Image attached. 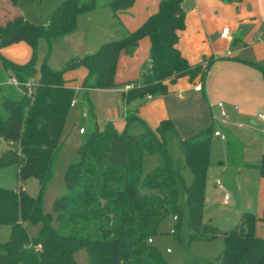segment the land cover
<instances>
[{"label":"trees","instance_id":"1","mask_svg":"<svg viewBox=\"0 0 264 264\" xmlns=\"http://www.w3.org/2000/svg\"><path fill=\"white\" fill-rule=\"evenodd\" d=\"M14 5L33 0H10ZM136 0H110L114 12L127 10ZM184 0H163L156 13L136 30L101 45L95 52L71 60L61 69L48 64L54 42L76 30L81 14L97 8V0H64L36 24L19 15L0 25V47L19 42L33 49L32 58L14 63L1 56L5 71H12L25 83L36 78L32 94L4 96L0 109V137L9 145L0 158V168L15 165L18 178H36L39 191L31 195L0 187V224L11 226L10 240L0 244V264H79L84 251L87 264H169L149 239L159 233L161 222L177 216L174 232L188 211L190 239L211 240L217 231L204 221L207 181L211 165L212 137L215 126L181 138L183 161L174 162L167 136L176 133L174 123L163 120L156 129L146 127L140 134L120 131L108 122L97 123L85 132L77 148L78 158L64 173L65 192L45 208V195L54 177L56 158L62 151V133L72 110L76 89L64 77L79 66L88 68L83 87L112 88L118 59L133 53L144 37L151 39L150 62L144 66L142 84L123 92L127 104L146 96L165 95L170 84L181 77L204 80L210 61L190 64L178 48L179 33L185 28ZM48 50L37 68L40 41ZM7 81L4 80L3 82ZM2 84V80H0ZM137 118L133 111L126 117V128ZM161 154L163 161L143 177L144 153ZM188 167L193 181L187 185L182 169ZM251 167L264 174V156ZM264 220L246 212L240 223L224 234L225 247L215 261L200 264H264V238L256 234V222Z\"/></svg>","mask_w":264,"mask_h":264},{"label":"crops","instance_id":"2","mask_svg":"<svg viewBox=\"0 0 264 264\" xmlns=\"http://www.w3.org/2000/svg\"><path fill=\"white\" fill-rule=\"evenodd\" d=\"M109 1L105 4L108 5ZM162 1L136 0L132 7L118 12H114L108 6L107 26L98 32L94 40L87 38L84 27L88 24L87 20L98 13L97 9L92 10L87 18H83L85 13L81 14L76 30L64 36L62 40L63 43L72 41L76 45L63 67L65 68L72 59L95 52L104 43L136 30L150 15L158 11ZM1 6L0 25L23 15L20 5L16 6L10 0H1ZM183 7L185 28L179 33L180 39L177 46L190 64L202 62L207 64L211 60L204 80L197 78L191 81L188 77H181L170 84L169 93L151 98L148 95L143 100H135L127 104L123 98V92L127 91L125 86L142 80L144 66L151 59V39L144 37L133 53L124 52L120 55L115 86L93 88L92 93L102 90L110 93L112 97L118 94L116 102L125 106V116L127 117L129 111H133L144 125L153 129H156L163 120H171L182 139L193 136L211 125L215 126L218 123L215 117L220 115L217 104L222 102L229 112V117L227 123L220 125L230 124L239 129H247L251 135L264 137V120L259 118V114L264 112V0H184ZM83 19H85L84 22L87 21L85 26L82 24ZM225 28L230 29L228 39L220 36ZM32 51V47L26 42L0 47L1 56L18 64L28 62L32 58ZM50 58L51 54L48 64ZM40 65L38 64L37 68ZM49 66L61 70L50 64ZM2 69L0 68V72ZM88 72V68L79 66L66 71L64 77L76 90L78 86L85 89L82 83L88 76ZM5 73L7 77L2 79L0 84L1 100L4 96H12L11 91L15 89L14 86L7 85L6 81L3 82L14 74L12 71H5ZM198 84L202 85L201 91L195 88ZM87 94L89 97L91 93ZM89 101L90 105H87L86 102L79 100L75 108L89 107L87 108L89 116L92 115L95 120L91 122V125L94 122L99 125L95 115V104L91 98ZM129 106L133 108L129 109ZM125 121L117 124L112 119L110 123L122 131L125 129L123 124ZM237 123L244 125L240 127ZM222 130L226 134L225 140L234 135L224 128ZM0 139L4 140L1 137ZM239 143L236 145L244 150L248 148L241 139ZM7 146L8 149V143ZM245 163L248 168L258 170L251 167L256 163Z\"/></svg>","mask_w":264,"mask_h":264},{"label":"rangeland","instance_id":"3","mask_svg":"<svg viewBox=\"0 0 264 264\" xmlns=\"http://www.w3.org/2000/svg\"><path fill=\"white\" fill-rule=\"evenodd\" d=\"M107 1L97 0L98 6L96 9L98 13H95L90 20L86 19L88 21L87 25V21L84 22L85 19L82 21V24L86 25L84 31L89 40H94L98 32H101L107 26L106 12L109 8V5L105 4ZM62 2L63 0H33L31 3L20 4V8L23 11V15L33 23L45 24L49 14ZM90 12L85 13L83 18H87ZM63 38H59L54 42L49 60L50 65L60 69L64 68L63 66L70 58L72 49L74 50V47H76L72 41L63 43ZM47 50V42L41 40L37 65L42 63ZM3 64L0 55V68H3L0 72V80L7 77ZM142 82L143 78L140 82H132V85H140ZM21 92V90L13 88L11 95L17 97ZM87 93H91L89 97ZM76 95L79 100L86 102L87 105H90L89 99H92L95 104V115L100 125L98 126L101 127L100 129L112 119L117 124L126 120L125 106L116 102L118 94L115 95L116 97H112L110 93L102 90H96L92 93L91 89L87 92L86 89H81L78 86ZM1 101L0 97V109L3 110ZM87 108L89 107L79 106L78 109L73 108L63 130L62 151L56 158L54 177L45 195V208L49 211L52 210L54 199L65 192L63 178L67 166L78 158L77 148L83 143L85 136V134L81 135L79 133L80 125H85L87 131H89L91 122L94 120L92 115L83 118L82 114L88 110ZM132 108V106H129V109ZM123 124L130 134L143 133L148 127L138 118H134L127 128V121ZM215 128H224L227 132L234 134L227 140L221 137H212V164L207 181V200L203 218L207 224L211 225V231H217L216 237L211 240L190 239L187 205L182 194L180 205L184 210V215L180 227L175 233H172L171 230L175 228L176 220L172 216H168L161 222L159 233L153 240L154 245L162 251L169 264H200L199 260L215 261L224 250V234L240 223L244 213H253L258 218H261L264 214V174L259 170L248 168L245 163H257L262 158L264 155V137L251 135L247 132V129H239L230 124L220 125L217 123ZM237 137L248 148L244 150L239 145H236V143L240 144ZM167 141L174 162L177 164V162L183 161L181 137L178 134V130L176 133H169ZM7 147V143L0 139V158L6 152ZM162 161L163 157L161 154L145 152L143 157V177L153 171ZM182 175L187 185L192 183L193 173L188 167L182 169ZM218 178L222 183V188L216 184ZM0 187L12 190H18L22 187L29 194L36 195L39 191V181L36 178L21 181L18 178L17 167L15 165H7L0 168ZM224 192L229 194V200L226 203L223 201ZM11 229L9 224H0V244H5L10 240ZM255 229L256 234L264 238V220L258 219ZM169 249L170 251H168ZM77 260L79 264H87L86 253L84 251L79 252Z\"/></svg>","mask_w":264,"mask_h":264},{"label":"built area","instance_id":"4","mask_svg":"<svg viewBox=\"0 0 264 264\" xmlns=\"http://www.w3.org/2000/svg\"><path fill=\"white\" fill-rule=\"evenodd\" d=\"M229 35H230V29L229 28H225L222 33L220 34L221 38H224V39H228L229 38ZM7 85H12L14 86L15 88H17L18 90H21L22 92H27L28 94H32L33 93V90H34V85L36 84V80L35 79H29L27 82L23 83L21 82L17 76L15 75H12L10 76L7 81L5 82ZM132 88V84H127L125 86V89L126 90H129ZM196 90L198 91H201L202 90V85L201 84H198L196 85ZM149 97L151 98L152 96L149 95ZM79 102V99L77 97V95L74 97V99L72 100V103H71V107L72 108H75L76 105L78 104ZM217 107L219 108V112H220V115L219 117H215V121L218 122L219 124H225L228 122V117H229V112L227 110V108H225L224 104L222 102H219L217 104ZM83 117L86 118L89 116V112L88 111H85L83 112ZM259 118L263 119L264 120V112L263 113H260L259 114ZM240 127H242L244 124L243 123H237ZM79 132L81 134H84L86 132V127L85 126H80L79 128ZM214 136H219L223 139H226V134L224 133V131L222 130V128H216L214 130ZM217 185H219V187L222 188V183L220 181V179H217L216 181ZM229 200V194L227 192H224V195H223V201L226 203L228 202ZM175 220H177V216L174 218ZM172 233L174 232V229L171 230ZM149 242H153V239H149ZM170 251V249L168 250Z\"/></svg>","mask_w":264,"mask_h":264},{"label":"water","instance_id":"5","mask_svg":"<svg viewBox=\"0 0 264 264\" xmlns=\"http://www.w3.org/2000/svg\"><path fill=\"white\" fill-rule=\"evenodd\" d=\"M240 178V177H239Z\"/></svg>","mask_w":264,"mask_h":264}]
</instances>
